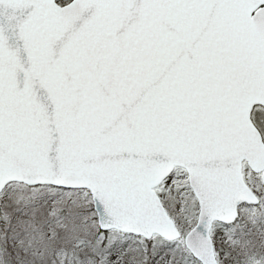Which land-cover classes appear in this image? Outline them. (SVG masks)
Segmentation results:
<instances>
[{
  "label": "snow or ice",
  "instance_id": "6c2138e0",
  "mask_svg": "<svg viewBox=\"0 0 264 264\" xmlns=\"http://www.w3.org/2000/svg\"><path fill=\"white\" fill-rule=\"evenodd\" d=\"M0 264H264V0H0Z\"/></svg>",
  "mask_w": 264,
  "mask_h": 264
}]
</instances>
